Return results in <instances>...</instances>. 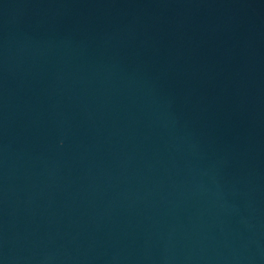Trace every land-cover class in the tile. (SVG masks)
I'll return each instance as SVG.
<instances>
[{"label":"water","instance_id":"obj_1","mask_svg":"<svg viewBox=\"0 0 264 264\" xmlns=\"http://www.w3.org/2000/svg\"><path fill=\"white\" fill-rule=\"evenodd\" d=\"M0 264H264V0H0Z\"/></svg>","mask_w":264,"mask_h":264}]
</instances>
